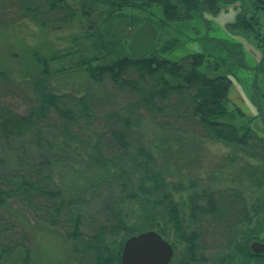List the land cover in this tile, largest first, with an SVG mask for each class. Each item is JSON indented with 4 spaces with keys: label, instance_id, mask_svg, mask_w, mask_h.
<instances>
[{
    "label": "trees",
    "instance_id": "trees-1",
    "mask_svg": "<svg viewBox=\"0 0 264 264\" xmlns=\"http://www.w3.org/2000/svg\"><path fill=\"white\" fill-rule=\"evenodd\" d=\"M18 1L19 9L35 23L43 26L49 20L40 14L36 0ZM105 1L110 10H117L115 19L124 24L122 30L144 20L154 24L159 30L156 44L135 56L126 48L125 33L95 42L100 51L94 60L78 62L91 80L82 92L52 88L55 74L50 63L56 55L42 58L30 52L31 64L25 69L29 78L15 81L8 75V81L26 88L29 105L22 112L0 101V211L11 202L28 210L38 224L65 229L74 242L75 257L90 260L80 264H120L127 237L154 229L168 241L170 228L183 248L178 250L171 241L174 256L169 264H196L205 260L198 237L203 224L227 230V246L234 248L231 257H242L237 264H264V254L252 253L249 246L253 240L264 241V40L259 16L264 0ZM44 3L52 10L61 4L59 9H67L63 17L76 12L66 0ZM228 7L236 9L233 20L225 24L228 36L255 43L260 51L249 68L254 74L250 100L256 109L251 115L228 96L238 76L229 65L247 70L241 43L213 36L203 39L207 48L185 52V42L167 37L176 22H203L204 13L217 15ZM153 8H159L157 20L130 13L152 14ZM123 9L127 14L120 12ZM175 51L181 54L174 56ZM146 124L160 131L154 143L145 133ZM197 138L231 147V161L236 153L252 158L254 163L246 161L241 169L261 194L248 203L234 187L196 189L195 178L189 184L171 179V173L181 174L187 158L181 147ZM62 172H71L72 181L83 177L84 191L99 202L103 221L85 237L80 204L86 199L59 185ZM130 204L135 209L126 207ZM15 223V218L0 219V264H6L5 257L31 264L32 247L22 230L11 242L3 238L12 228L17 230ZM190 223L198 231L189 229ZM114 235L121 241L107 238Z\"/></svg>",
    "mask_w": 264,
    "mask_h": 264
},
{
    "label": "rangeland",
    "instance_id": "rangeland-1",
    "mask_svg": "<svg viewBox=\"0 0 264 264\" xmlns=\"http://www.w3.org/2000/svg\"><path fill=\"white\" fill-rule=\"evenodd\" d=\"M66 1L76 11L72 17H63L67 13V9H59L61 4L57 5V10H52L49 5H45L44 0L34 1L37 3L40 14L44 18L49 16V20L46 23L43 21L45 24L42 26L32 21L29 16L19 9L22 4L18 0H0V70L4 74L0 76L1 102L19 108L22 112L24 107L29 105L26 88L8 81L7 77L9 75L16 79L15 81H18L21 76L24 77L23 80L29 78L30 75L25 69H28V64H31L30 52L38 54V57L42 58H50V56L56 55L50 63L51 70L55 74L50 81L52 88L54 87L57 91L75 90V92H82L91 80L88 78L86 71L82 69L83 66L77 67L78 62L87 59L94 60L93 56L100 51L95 42L113 40L114 33L119 36L125 33V36H127L124 39L125 43L129 40L134 26L128 29L124 27L122 30L124 24L120 19H115L117 18L115 16L117 10H110L111 8L108 7L105 0ZM224 9L217 15L204 13L203 22L197 19L186 23L176 22L172 24L173 26L167 32V37H177L180 41L185 42L183 44V46L185 45V52L196 51L201 49V46L207 48V44L203 42V39L206 40L207 37L213 36L227 37L231 41L241 43V47L245 51L243 52V58L247 70L235 68L233 63L229 65L233 71L238 70V76L233 78L228 96L230 102L233 101L247 115H251L256 109L250 100L254 74L249 68L260 57V51L254 45L255 43L253 44L240 36L230 34L228 36L225 24L233 20L236 9L233 7H228L227 10ZM49 12H52L53 15ZM120 12L127 14L128 11L123 9ZM130 13L137 18L145 19L148 16L153 20H157L160 15L159 8H153L152 14L151 11L148 13L144 10H131ZM51 16H54V18ZM259 16L262 23L260 35L263 36L264 13L261 12ZM179 54L181 53L174 52V56ZM95 63L94 61L93 65ZM254 128L260 133L256 125H254ZM159 132V129L151 124H146L145 133L149 142L154 143L159 136ZM189 141H193V143L189 142L181 147V153L187 155L186 161L179 172L181 174L173 172L170 174L171 179H174V181L181 180L184 183L188 180L189 184V179L195 178L197 185L194 188L196 189L207 187L216 191V188L234 187L243 192L248 203L253 202L261 194L262 190H258L249 176L241 169L246 161L254 163L252 158L236 153L235 158L231 161L234 152L231 147L225 146L223 143L207 142L202 139L199 140V138L196 141L191 139ZM11 144L14 145L13 142ZM63 173L66 174V172H62L59 175L61 176L59 185L65 188L70 195L77 196L80 194L86 199L85 203L80 204L82 214L81 230L83 237H85L103 221L102 212L99 211V202L88 195L90 192L87 194L84 191L86 181L81 179L83 177L77 182L69 178L71 172L67 173V176ZM190 188L188 191H190ZM185 196L187 195L182 194L183 200L187 201ZM10 204L11 202H9L8 208L1 209L0 219L5 222L15 218L17 222L15 224L18 226L15 228L16 231L12 228L3 238L11 242V239L17 236V231L22 230L24 235L29 238L32 247L31 264H80L74 260V258H77L74 252L75 245L73 240L67 236L65 229L47 226L46 224L40 225V223L35 222L28 210L17 204ZM126 207L135 209V204ZM187 215V210H185L184 217L187 218ZM262 223H264V219ZM218 226L203 224L198 227L200 231L197 230L194 224L190 223L189 227L187 226L191 230L198 231L200 249L203 253L202 256L205 257V260H199L196 264H231V262L237 264L242 262L239 253L231 257L234 248L227 246V230ZM189 229L187 231H190ZM262 235H264V232H262ZM166 237L169 238L170 243L172 241L176 245L178 250L183 248L182 242L176 238L172 228L168 230ZM80 238L83 239L81 236ZM107 238L116 242L121 241L120 236L115 237L114 235ZM259 241L263 240L259 239ZM116 246L113 245L112 247L115 248ZM201 252L198 251L200 254ZM4 261L6 264H18L19 262L11 257H5Z\"/></svg>",
    "mask_w": 264,
    "mask_h": 264
},
{
    "label": "water",
    "instance_id": "water-1",
    "mask_svg": "<svg viewBox=\"0 0 264 264\" xmlns=\"http://www.w3.org/2000/svg\"><path fill=\"white\" fill-rule=\"evenodd\" d=\"M158 35V29L151 22H142L126 41L128 52L135 56L147 53L155 45ZM249 246L252 253L264 254V241L253 240ZM173 254L172 245L156 230L149 229L126 238L120 264H169Z\"/></svg>",
    "mask_w": 264,
    "mask_h": 264
},
{
    "label": "flooded vegetation",
    "instance_id": "flooded-vegetation-1",
    "mask_svg": "<svg viewBox=\"0 0 264 264\" xmlns=\"http://www.w3.org/2000/svg\"><path fill=\"white\" fill-rule=\"evenodd\" d=\"M125 241V240H124ZM124 241H123V243H124ZM123 243H122V245H123ZM122 247V246H121ZM74 260H76V261H90V260H88V259H83V258H74ZM107 261H116V260H107ZM118 261H120V259L118 260Z\"/></svg>",
    "mask_w": 264,
    "mask_h": 264
}]
</instances>
